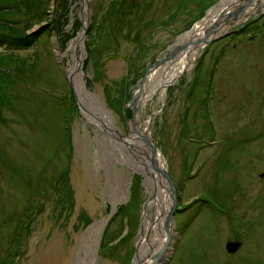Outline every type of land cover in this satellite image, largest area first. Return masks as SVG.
I'll return each instance as SVG.
<instances>
[{"label":"rangeland","instance_id":"374dc122","mask_svg":"<svg viewBox=\"0 0 264 264\" xmlns=\"http://www.w3.org/2000/svg\"><path fill=\"white\" fill-rule=\"evenodd\" d=\"M220 1L84 0V18L95 15L98 27L90 36L97 63L83 66L84 38L80 28L74 35L71 22L78 1L38 0L42 19L32 20L31 28L50 20L52 29L22 50L25 61L35 57L23 79L1 84L20 93L25 117L4 109L7 122L0 123V264H152L161 255L155 256L164 212L149 203L150 167L144 160L146 172L136 165L138 149L135 159L123 153L136 144L124 99L140 82L149 96L137 104L135 122L138 117L140 132L149 127L181 198L161 264H264V15L244 32L232 33L238 25L210 42L204 57L198 53L164 89L156 92L181 51L147 70ZM62 59L77 70L71 86ZM92 112H104L129 142L92 121ZM209 133L215 140L207 146L184 138L200 141ZM235 238L239 247L226 250L225 242Z\"/></svg>","mask_w":264,"mask_h":264},{"label":"bare ground","instance_id":"6f19581e","mask_svg":"<svg viewBox=\"0 0 264 264\" xmlns=\"http://www.w3.org/2000/svg\"><path fill=\"white\" fill-rule=\"evenodd\" d=\"M253 1L250 4L246 5L245 7L241 8L237 13H231L230 22L236 23V22L242 20L243 18H245L246 16H248L251 12H254L257 8V6H256L257 3L253 2ZM241 2H242V0H222V1H220L217 5L210 8L207 11L206 16L202 20L197 22L195 24V26H193L190 30H188L187 32H185L184 34H182L178 37L176 43L182 44V47L180 48V51H181L180 53H181L182 59L180 62L178 61L179 64H178V62L176 63L177 65H175L173 70L168 73V76L167 77L165 76L163 81L156 86V87H158L156 92L161 90V89H164L165 85L172 82L176 77H178L181 74V72L184 69H186L188 67L189 62L192 60V58H195V56L197 55L198 49L203 46L202 41L204 42V40H203L204 37L208 38L210 36L211 31H212L211 28H213L215 26L216 21L222 19L221 17H223V16H221V15H223L225 13L227 14L228 12H232L234 10V7ZM262 2L264 3V0H262ZM220 11H222L221 15H219ZM206 33H208V35H206ZM185 41H186V43L183 44ZM66 69H68V71L72 72L71 73L72 79L76 81L77 80V78H76L77 70L74 71L73 67H68ZM169 77H173V79L168 80ZM144 87H145V83L141 84V86H138V88H136V90H135V94L137 95V99H136L137 104L139 103V101L145 100L147 98V96H149V91H145ZM152 91H150V92H152ZM91 115H93L92 121L97 122V123H101V126H104L105 128H107V130L108 129L111 130V132H110L111 135H114L116 138L118 137V138L125 140L126 142H129L123 136L121 137V135H119V134L117 135L114 127L111 126V123L109 121V117L106 114H104V112H101L100 114H96V113L92 112ZM135 124L136 125H134V128H136L137 130L135 131V129L133 128V130L131 132L132 137L129 138L130 140L136 141V144L132 147L134 150H132V148H131L130 149L131 152L129 150H124L123 153L126 156H128V158L135 159L133 157V151L135 152V149H138V152H139L138 155L142 156L141 157L142 160L141 159L139 161L135 160L136 165L141 166L142 167L141 169H143V171L146 172L147 168H145V164L143 163V160H144L145 163L147 161L146 165L148 167H150L148 174H149V177L151 178V180L148 181L149 182L148 184L150 186V189L153 190V192H152V198L150 199L149 203L156 202L158 204V207H160L164 212V214L161 218V224H160L161 230H162L161 233H162L163 240L159 246L160 247L162 246L161 247L162 253L156 259H154L152 261V264H161L162 257L166 253V249L169 245L168 244L166 246V244L168 242V241H166V238L168 239V235H170V237H171L173 234V231H174L173 225L171 222H169L167 225V228H165L166 227L165 226L166 225L165 213L167 212V209H168L169 204H170V196L168 195L169 191L167 188L166 181H164L163 177L160 175L161 173L157 172L153 168V165L151 164L152 156L150 157V152L147 149L146 145L143 144V141L139 139V132L140 131L138 129L140 127V123L138 121V117H137ZM106 125H108V126H106ZM112 132H114V133L112 134ZM156 162L158 163V160ZM159 162L161 165H163L161 156H159ZM162 184H163V186H165L166 189L162 186ZM145 212H146V210H145ZM166 233H167V237H166Z\"/></svg>","mask_w":264,"mask_h":264},{"label":"trees","instance_id":"16d2710c","mask_svg":"<svg viewBox=\"0 0 264 264\" xmlns=\"http://www.w3.org/2000/svg\"><path fill=\"white\" fill-rule=\"evenodd\" d=\"M206 4L207 3L202 2L199 3L198 5L200 9L203 11ZM0 8L7 9L9 13L7 16L5 15L4 12L0 13V42L5 41L7 39L5 36H7L12 38L11 40L16 46L19 47L31 46L30 42H33L34 40L38 39L39 35L42 33V30H40L42 25L40 28L33 30V32L31 31L26 33V29H28L33 23L32 20H36L37 18L42 19L40 18L42 17V15L38 0H0ZM49 21L50 20H46L47 24L45 23V25H43L45 28L48 26ZM77 25H78V21L75 22V27ZM51 29L52 28L49 29L48 26L45 30H48L49 33ZM91 30L92 27L89 29L88 34L92 36ZM68 33L69 32L62 33L61 35L63 38H67L68 36L66 35ZM88 46H89V50L93 49V47H90L89 43ZM10 54L12 53H8V55ZM3 57H6V54L5 55L4 53L0 54V61L4 60ZM11 58H12L10 61L11 64H9V62L7 61L8 62L7 64H9L7 65V67L9 70H14L15 72L17 70L18 72H24V74H26V71L28 73V71H30V67L31 66L33 67L35 65V57L32 58L31 61L27 62L25 61V58L19 57V53H13ZM13 62H16V64L13 65L12 64ZM198 64H200V62H198ZM12 82L13 79L9 72L6 73L0 72V84L7 85ZM3 105L10 106V101L7 99L5 95L0 94V112H1V106ZM139 187L140 186H138V188ZM136 223L137 221H135L134 225H136Z\"/></svg>","mask_w":264,"mask_h":264},{"label":"water","instance_id":"95a60500","mask_svg":"<svg viewBox=\"0 0 264 264\" xmlns=\"http://www.w3.org/2000/svg\"><path fill=\"white\" fill-rule=\"evenodd\" d=\"M221 14V13H220ZM226 19V17H224L223 18V21ZM232 27L231 26H229L228 27V29L226 30V31H229L230 29H231ZM215 29H212V31H214ZM209 33V32H208ZM208 33H206V35H208ZM217 36H219V35H214L213 37H211V39L210 40H212L214 37H217ZM207 40L205 39V42H206ZM158 62V60H156L154 63H157ZM154 63H152V64H154ZM151 64V65H152ZM150 65V66H151ZM131 104H132V115H131V120L133 121V123H135V108H136V106H135V100H134V98H132V100H131ZM136 125V124H135ZM135 130H137V129H135ZM120 135H122V134H120ZM140 135H142L143 137H145L146 139L145 140H147V144H148V146H150L151 147V154H152V161L154 160V157H155V154L157 153V147H156V145H155V143L153 142V140H152V137L151 136H147L146 135V133L145 134H140ZM142 137V138H143ZM153 167H154V169H156L157 171H159L160 173H162L163 174V176L166 178V180H167V182H168V188H169V190H170V192L173 194L174 193V188H173V185L171 184V180H170V178H169V174H168V171H167V169H165L162 165H157L156 163H154L153 162ZM174 202H175V200H174ZM174 204L175 203H173L172 205H171V207H170V209H169V211H168V213H167V215H166V217H165V223H166V227L165 228H167V225H168V222L170 221V219H171V216H172V213H173V211H174ZM169 236V235H168ZM239 245H240V241L239 240H229V241H227L226 242V249L228 250V251H234V250H236L238 247H239Z\"/></svg>","mask_w":264,"mask_h":264}]
</instances>
